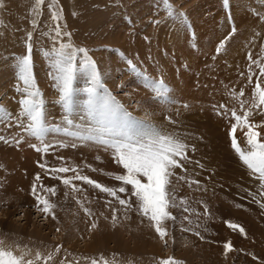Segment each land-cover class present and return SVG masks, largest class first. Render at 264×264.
Instances as JSON below:
<instances>
[{
    "label": "rangeland",
    "instance_id": "1",
    "mask_svg": "<svg viewBox=\"0 0 264 264\" xmlns=\"http://www.w3.org/2000/svg\"><path fill=\"white\" fill-rule=\"evenodd\" d=\"M0 3V108L14 118L19 112L16 64L18 57L27 54V33L32 32V72L44 98L47 122L63 127L64 112L56 102L58 92L43 56L51 48L54 35L55 24L48 8L52 0H45L39 13L32 11L34 0ZM53 7L62 11L61 29L71 33L75 46L88 49L105 87L124 108L136 120L178 136L190 146L189 159L184 162L186 171L178 168L171 178L177 207L170 211L177 219L165 224L169 232L165 247L146 219L132 210L124 220V210L114 201L112 207L118 209L120 224L113 228L111 209L104 206L105 200L112 198L76 181L85 190L76 194L77 198L98 222V227L89 231L92 220L72 199L70 188L51 178L39 164L76 167L101 184L119 187L110 174H121L122 170L111 152L91 142L74 141L63 133H49L44 141L51 145L48 152H37L30 145L42 148L43 144L23 133L13 120L11 128L0 123V135L10 140L24 136V140L19 145L0 141V239L27 246L33 254L39 250L46 255L60 245L61 251L50 264H59L61 259L87 264L84 257L98 259L101 254L118 264H157L158 258L169 255L183 264H264V208L249 192L262 203L264 198L259 196L258 181L231 147L229 130L234 121L230 114H217L220 104L240 112L239 100L231 92L243 88L241 99L251 100L255 76L249 84L247 57L252 53L253 59L264 63V20L260 19L264 0H56ZM170 11L176 14L170 15ZM233 29L235 33L225 40ZM44 32L50 35H42ZM221 41L225 46L218 54ZM126 59L153 78H163L170 88L169 102L154 100L141 80L128 71ZM251 67L258 74V67ZM84 83L80 79L78 86ZM74 115L79 122V115ZM250 119L259 123L264 114L254 111ZM260 130L264 132V128ZM235 135L240 146L246 147L243 130L238 129ZM60 141L68 146L60 147ZM37 173L40 181H35ZM191 180L199 184L189 183ZM34 182L38 190L41 183L56 186L57 195L50 199L57 205L53 211L59 223L37 211ZM120 195L127 198V193ZM181 198L186 204H180ZM184 207L191 212H184ZM101 212L109 219L100 216ZM225 221L241 225L246 236L227 227ZM227 241L235 250L225 257L223 244Z\"/></svg>",
    "mask_w": 264,
    "mask_h": 264
},
{
    "label": "snow or ice",
    "instance_id": "2",
    "mask_svg": "<svg viewBox=\"0 0 264 264\" xmlns=\"http://www.w3.org/2000/svg\"><path fill=\"white\" fill-rule=\"evenodd\" d=\"M56 0L48 4L51 12V19L55 24L52 29L54 35L51 37L52 46L49 50L43 52L48 65L51 69L50 76L54 80V87L58 92V100L64 115L62 117L64 126L50 125L47 122L45 112V102L40 89L37 87L33 72L32 59V40L33 33H27L26 48L27 54L17 58V78L20 84L17 86V92L21 94L19 100V112L14 118L10 112L0 108V123L6 128L12 127V121L15 120L16 126L27 136L33 137L43 144V147L30 145L37 152H48L50 144L44 143L49 133H63L64 136L72 138L74 141L81 143L91 142L97 146H102L105 151H110L114 162L120 166L121 174H110L115 181L119 182V187H109L90 178L88 175L81 174L76 167H55L47 168L45 164H39V167L46 169L47 174L54 179L60 181L66 188H70L72 199L80 206L85 216L92 220V211L85 207L82 201L77 198L78 193L85 190L80 187L76 181L98 189L100 193L111 197L106 199L104 206L111 209L110 222L112 227L119 226L118 209L112 207L113 202L118 204L124 210V220H128V211L135 210L137 214L149 222L150 227L157 234L159 239L167 247L169 236L168 229L165 224L168 221L175 223L176 217L170 211L171 208L177 207L176 197L172 192V177L176 175V169H184V162L188 161L189 145L178 136L166 133L154 125H147L143 121L136 120L124 106L116 99V97L105 87L102 74L99 71L96 62L89 55L88 49L77 47L71 42V33L63 31L59 25L62 19V11H57L53 5ZM227 2V0H225ZM45 0H34L32 11L39 13ZM0 7L3 4L0 3ZM170 15L176 13L169 12ZM179 15H183L180 13ZM264 20V16L260 17ZM33 27L36 21H31ZM235 29L226 37L229 39ZM49 36L48 32L42 33ZM63 37H69L67 41ZM225 41H221L216 51L219 54L224 48ZM250 61L247 80L249 84L253 83L255 76V86L251 90V100L241 99L245 95V90L241 88L238 93L231 92L230 95L239 100L238 113L236 108L228 109L225 104H220L217 110L218 115L228 116L233 123L229 130L231 138V147L237 154L239 160L248 169L252 178L258 181V193L264 198V132L260 129L264 128V120L257 123L250 119L254 111L264 114V63L253 59L252 53L248 54ZM128 71L138 77L143 87L153 94V99L161 103L169 102L170 88L163 78H153L145 70L138 68L132 60L126 59ZM258 67V74L253 73L252 65ZM243 75V73H241ZM85 81L83 87L78 86V81ZM187 107V105H185ZM214 108L217 106H213ZM223 109V111H219ZM79 115L77 122L76 115ZM242 113V114H240ZM243 130L246 147L242 148L235 133L237 130ZM24 140V136L20 138H9L0 135V141L5 143L15 142L19 145ZM60 147H67L68 144L60 141ZM73 148L77 147L76 143H72ZM195 151L194 147L192 148ZM60 159H63L62 157ZM99 159V157H97ZM198 163V162H197ZM95 171V169H92ZM73 173L71 176L60 175L61 173ZM183 180L185 177L180 176ZM39 173L35 176V181H40ZM189 183L199 184V181L191 180ZM127 193V198H121L120 194ZM32 195L36 200V208L47 218L51 216L53 220H57L53 211L57 205L51 202L50 197L57 195L56 186L39 185L34 182L32 185ZM68 197L69 193H64ZM255 203L264 208V203L256 198V194L249 192ZM133 198L134 201H133ZM84 199H87L85 196ZM180 204H186L181 198ZM135 205V207H133ZM239 207V205H237ZM184 212H191L188 207H184ZM207 208H205V215ZM100 216L104 219L101 212ZM184 220H189L188 216H184ZM191 223V221H189ZM227 227L233 231H239L242 236H246L245 229L230 221H225ZM199 225H197L198 227ZM98 227V222L92 220L89 231ZM184 231H192L191 228H183ZM57 232L60 228L56 229ZM199 235V232L195 233ZM203 239V237H201ZM224 255L234 251L231 241L223 244ZM61 251V246L56 245L54 251L43 254L37 250L34 254L27 246L21 247L19 244H9L5 239H0V264H50L55 259V255ZM87 264H118L113 258L109 260L102 254L99 258L84 257ZM59 264H70L65 259H61ZM157 264H183L172 255L166 258H158Z\"/></svg>",
    "mask_w": 264,
    "mask_h": 264
},
{
    "label": "bare ground",
    "instance_id": "3",
    "mask_svg": "<svg viewBox=\"0 0 264 264\" xmlns=\"http://www.w3.org/2000/svg\"><path fill=\"white\" fill-rule=\"evenodd\" d=\"M252 36L254 37L255 36V34H252ZM250 38V37H249ZM232 60V59H231ZM236 61H237V59H236ZM234 63V62H233ZM166 251V250H165ZM134 253V252H133Z\"/></svg>",
    "mask_w": 264,
    "mask_h": 264
},
{
    "label": "crops",
    "instance_id": "4",
    "mask_svg": "<svg viewBox=\"0 0 264 264\" xmlns=\"http://www.w3.org/2000/svg\"><path fill=\"white\" fill-rule=\"evenodd\" d=\"M261 233H264V231L263 232H261ZM263 238H264V236H262ZM213 264V263H212Z\"/></svg>",
    "mask_w": 264,
    "mask_h": 264
}]
</instances>
